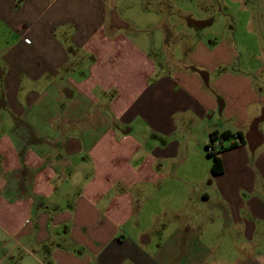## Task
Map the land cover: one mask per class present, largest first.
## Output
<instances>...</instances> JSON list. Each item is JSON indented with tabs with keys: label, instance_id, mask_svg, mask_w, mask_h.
<instances>
[{
	"label": "crops",
	"instance_id": "obj_1",
	"mask_svg": "<svg viewBox=\"0 0 264 264\" xmlns=\"http://www.w3.org/2000/svg\"><path fill=\"white\" fill-rule=\"evenodd\" d=\"M0 264H264V0H0Z\"/></svg>",
	"mask_w": 264,
	"mask_h": 264
},
{
	"label": "trees",
	"instance_id": "obj_2",
	"mask_svg": "<svg viewBox=\"0 0 264 264\" xmlns=\"http://www.w3.org/2000/svg\"><path fill=\"white\" fill-rule=\"evenodd\" d=\"M230 139H235V141L230 144V147L237 146L243 142V137L240 132L234 133L231 131H225V132L214 131L210 134V140L207 144V147H213V149L217 148L219 150L218 152L222 153L224 149H226L224 142ZM208 155H210L214 160L212 165V172L214 174L220 173L221 171L220 157L217 156L216 152H208Z\"/></svg>",
	"mask_w": 264,
	"mask_h": 264
},
{
	"label": "built area",
	"instance_id": "obj_3",
	"mask_svg": "<svg viewBox=\"0 0 264 264\" xmlns=\"http://www.w3.org/2000/svg\"><path fill=\"white\" fill-rule=\"evenodd\" d=\"M215 150H216V151H215ZM206 151H207V153H208V152H216L217 156H219V157H220V155H221V153L218 152L219 150H218L217 148L213 149V147H207V146H206Z\"/></svg>",
	"mask_w": 264,
	"mask_h": 264
},
{
	"label": "rangeland",
	"instance_id": "obj_4",
	"mask_svg": "<svg viewBox=\"0 0 264 264\" xmlns=\"http://www.w3.org/2000/svg\"><path fill=\"white\" fill-rule=\"evenodd\" d=\"M230 8L228 7L227 9H225L227 12H229L230 10H229ZM230 12H232V11H230ZM229 20H230V18H229ZM228 21V20H227ZM227 23H229V22H227ZM227 23L225 24V25H227ZM227 27V26H226ZM259 27H261V25H259ZM255 52H257V51H255Z\"/></svg>",
	"mask_w": 264,
	"mask_h": 264
}]
</instances>
